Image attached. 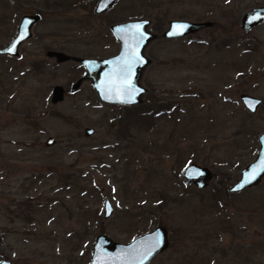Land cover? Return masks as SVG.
<instances>
[{
  "label": "rangeland",
  "instance_id": "rangeland-1",
  "mask_svg": "<svg viewBox=\"0 0 264 264\" xmlns=\"http://www.w3.org/2000/svg\"><path fill=\"white\" fill-rule=\"evenodd\" d=\"M8 1L0 0V47L22 12L42 19L21 60L0 59V261L89 264L97 236L126 244L161 226L170 247L153 264H264V179L228 193L264 133V27L249 34L240 27L243 14L264 0H119L103 16L93 13L98 0H79L90 12L75 8L76 0H15L22 10ZM139 19L158 35L145 49L152 62L142 108L102 103L89 82L70 93L83 68L46 53L113 57L119 43L111 25ZM180 20L214 26L189 37L200 42L162 39L168 23ZM227 39L232 47L219 48ZM233 60L235 71L250 70L235 86ZM56 85L65 96L54 105ZM243 89L262 100L254 116L240 103ZM158 99L173 109L140 118ZM86 128L94 134L86 137ZM189 164L213 172L206 189L184 186ZM105 198L113 207L107 220Z\"/></svg>",
  "mask_w": 264,
  "mask_h": 264
},
{
  "label": "water",
  "instance_id": "water-1",
  "mask_svg": "<svg viewBox=\"0 0 264 264\" xmlns=\"http://www.w3.org/2000/svg\"><path fill=\"white\" fill-rule=\"evenodd\" d=\"M117 0H99L95 13L102 14L108 11ZM39 17H23L17 29V34L11 43L0 49V55L17 56L21 43L30 37V28ZM150 20L139 19L117 24L111 27V32L119 42L117 55L106 59H89L68 56L62 52H48L47 57L54 58L58 64L73 61L84 69V75L73 84L70 93H75L81 85L88 81L91 83L98 99L108 105H120L126 107L137 106L142 102L146 90L140 85L145 68L150 60L145 57L146 47L157 36L149 31ZM140 25V33L136 32V26ZM177 25H184L182 29ZM242 29L249 31L255 27L264 26V6L249 10L241 20ZM212 27V22L170 21L168 28L162 34L165 39L179 38L192 35L198 31ZM23 33V37L21 34ZM178 33V34H170ZM141 34L142 37L141 38ZM11 49V51H10ZM124 64H130V70L121 73L119 69ZM264 71V65H263ZM65 89L56 85L52 88L51 103L58 104L64 100ZM131 99V102H127ZM241 101L245 107L255 111L259 101L243 96ZM94 134V129L86 128L84 135L89 137ZM55 140L48 138L45 145L53 146ZM249 183L244 181L251 177ZM264 178V133L259 137V151L250 164L244 167L237 181L229 189L230 193H238L242 190L253 188L260 184ZM213 174L207 167L196 164L186 165L182 170V180L185 187H195L198 190L205 189L212 181ZM243 184V187L240 185ZM113 214V207L108 198L104 199V219ZM158 241V243H157ZM169 247L167 230L164 227H156L128 244L112 241L107 236H98L93 246L90 264H150L158 255ZM0 264H11L2 260Z\"/></svg>",
  "mask_w": 264,
  "mask_h": 264
},
{
  "label": "flooded vegetation",
  "instance_id": "flooded-vegetation-1",
  "mask_svg": "<svg viewBox=\"0 0 264 264\" xmlns=\"http://www.w3.org/2000/svg\"><path fill=\"white\" fill-rule=\"evenodd\" d=\"M16 1H18V2H24V1H27V0H16ZM16 1L15 0H9L8 1V3L6 4V5H8V7L9 8H11L12 9V7H16L15 8V10H22L23 8L21 7V5L19 4V5H17L16 4ZM99 2V0L95 3V6H94V10H93V13H94V15L95 16H103V15H105V14H107L111 9H113L115 6H116V4L119 2V0H117L112 6H111V8L108 10V11H106V12H104V13H102V14H96L95 13V9H96V6H97V3ZM74 5H78L77 7H75V8H86L87 10L89 9V12L91 11V7H89L86 3H80V1L79 0H76L75 2H72ZM54 6L56 7V5L54 4ZM251 10V9H250ZM16 12H19V11H16ZM248 12V11H247ZM246 12V13H247ZM245 13V14H246ZM245 14H243V16L245 15ZM27 16H29V17H39L38 18V20L31 26V28H30V37L28 38V39H26V40H24L22 43H21V45L19 46V48H18V55L17 56H10V55H0V59H5V60H7V61H14V60H21L22 59V49L28 44V43H30L31 41H32V39H33V30H34V28H35V26L41 21V19H42V17H41V15H40V13L38 12V11H35V10H27V11H25V12H22L21 14H20V16H19V18H18V25H17V27H16V30H15V32H14V35L12 36V38L10 39V41L5 45V46H2V47H0V49L1 48H3V47H6V46H8L10 43H11V41L15 38V36H16V34H17V29H18V26H19V24H20V22H21V19L23 18V17H27ZM242 16V17H243ZM242 17H241V19H240V27H241V30H242V32L244 33V34H249L251 31H253L254 29H257V28H261V27H264V26H260V27H255V28H253V29H251V30H249V31H244L243 29H242V25H241V20H242ZM180 21H184V20H180ZM190 22V21H189ZM206 22H212V21H206ZM122 23H124V22H122ZM117 24H121V23H116V24H113V25H111V27L112 26H114V25H117ZM214 26V22H212V27ZM111 27H110V32H111ZM151 27H152V23L150 24V26H149V31L152 33V34H155V32H156V30H154L153 28V30L155 31H152L151 30ZM212 27H210V28H212ZM167 28H168V26H167ZM166 28V29H167ZM210 28H205V29H202V30H200V31H198L197 33H195V34H192V35H187V36H184V37H179V38H171V39H165V38H163L162 37V34L166 31H163L162 33H161V38L162 39H164V40H178V39H189L191 42H200L201 41V39H195V38H189V37H192V36H197V35H199L200 34V32H202L203 30H206V29H210ZM111 34H112V32H111ZM113 35V34H112ZM156 36H157V38L156 39H158V35L157 34H155ZM114 36V35H113ZM115 38V37H114ZM116 39V38H115ZM155 39V40H156ZM117 40V39H116ZM153 42V41H152ZM119 43V42H118ZM234 43V40H225V41H223V42H221L220 43V45H219V48H221V47H224V48H226V49H229V48H231L232 47V44ZM243 46L246 48V50H245V52L247 53L248 51H250L251 50V46L247 43V42H244L243 43ZM252 50H253V47H252ZM48 52H57V51H48ZM47 52V53H48ZM47 53H46V57H47ZM144 55H145V52H144ZM145 57H147L146 55H145ZM233 57H235V56H233ZM47 58H49V57H47ZM148 58V57H147ZM49 59H53V60H55L54 58H49ZM89 59H94V58H89ZM149 59V58H148ZM150 60V59H149ZM151 60H150V64H151ZM149 64V65H150ZM79 65V64H78ZM148 65V66H149ZM263 65H264V58L262 59V63L261 64H259V66H258V69H260L261 70V72H262V74H263V76H264V71H263ZM80 66V65H79ZM147 66V67H148ZM236 65H235V63H234V60H233V63L232 64H230V68H231V70L233 71V86H235V83H236V80L238 79L240 82H245L246 80H247V76H248V73L250 72V70L246 67L243 71H235L236 70V67H235ZM81 67V66H80ZM34 68V70H35V73L36 72H38L39 71V68H40V66L38 67V66H34L33 67ZM82 68V67H81ZM83 71H84V69H83ZM143 74H144V72H143ZM236 75H239L238 76V78L236 77ZM142 81H143V75H142V78H141V81H140V85L146 90V92H145V94L143 95V97L148 93V89L147 88H145L144 86H143V84H142ZM85 82H88V81H85ZM90 83V82H89ZM90 85H91V83H90ZM231 85V86H232ZM82 86V85H81ZM91 87H92V85H91ZM81 88V87H80ZM79 88V89H80ZM78 89V90H79ZM92 89L94 90V88L92 87ZM94 92H95V90H94ZM95 94L97 95V93L95 92ZM243 96H249V97H252V98H254V99H256V100H258L259 101V105L257 106V108L255 109V111H251V110H249V109H247L246 107H245V105L243 104V102L241 101V98L243 97ZM143 97H142V102L138 105V106H142L141 104L143 103ZM239 100H240V103H241V105L243 106V108L246 110V112L250 115V116H254L257 112H258V110H259V108L262 106V100L260 99V98H257V97H255L253 94H250V93H248V90H245V89H243L242 90V92H241V94L239 95ZM161 105H163L164 107L163 108H161ZM149 107H148V109H149V114H150V116L151 117H153L152 119H155V116H158V114L160 115V113L161 112H166L167 110H169L170 108H172L173 106H172V103L170 102V103H168V101H166L165 99H158V100H152V102H150V104L148 105ZM124 107V106H123ZM136 107V106H135ZM173 109V108H172ZM263 134V133H262ZM262 134H260V136L262 135ZM259 136V137H260ZM259 137H258V150H257V153H256V155H255V158H256V156H257V154H258V151H259ZM254 158V159H255ZM254 161V160H253ZM203 167V166H202ZM210 170V169H209ZM242 170V169H241ZM240 170V171H241ZM211 171V170H210ZM212 172V171H211ZM212 174H213V172H212ZM239 174H240V172H239ZM213 177H214V174H213ZM238 177H239V175H238ZM238 179V178H237ZM237 179H236V181H237ZM264 179V178H263ZM262 179V180H263ZM213 180V179H212ZM235 181V182H236ZM234 182V183H235ZM262 182V181H261ZM260 182V183H261ZM233 183V184H234ZM210 184V183H209ZM209 184H208V186H209ZM232 184V185H233ZM232 185L229 187V189L232 187ZM207 186V187H208ZM258 186V185H257ZM193 187V186H192ZM206 187V188H207ZM256 187V186H255ZM187 188H189V187H187ZM195 188V187H194ZM205 188V189H206ZM254 188V187H253ZM229 189H228V193H230L229 192ZM249 189H252V188H248V189H245V190H242V191H240V192H238V193H230V194H239V193H241V192H243V191H246V190H249ZM198 190V189H197ZM204 190V189H203ZM226 194V195H230V194ZM109 219V218H108ZM105 220H107V219H105ZM152 231V230H151ZM150 233V232H149ZM147 234V233H146ZM167 234H168V231H167ZM143 235H145V234H143ZM143 235H141V236H143ZM99 236H105V235H99ZM141 236H139V237H141ZM98 237V236H97ZM139 237H137V238H139ZM137 238H135V239H137ZM110 239V238H109ZM134 239V240H135ZM133 241V240H132ZM168 241H169V247H170V240H169V234H168ZM130 243V242H129ZM121 244H123V243H121ZM126 244H128V243H126ZM169 247H168V249H169ZM167 249V250H168ZM166 250V251H167ZM165 251V252H166ZM92 252H93V250H92ZM164 253V252H163ZM163 253H161V254H163ZM161 254L160 255H158L150 264H153L154 263V261L159 257V256H161ZM91 259H92V254H91ZM91 259H90V261H89V264H90V262H91ZM5 261H8V260H5ZM9 262H11V261H9ZM11 264H12V262H11Z\"/></svg>",
  "mask_w": 264,
  "mask_h": 264
},
{
  "label": "snow or ice",
  "instance_id": "snow-or-ice-1",
  "mask_svg": "<svg viewBox=\"0 0 264 264\" xmlns=\"http://www.w3.org/2000/svg\"><path fill=\"white\" fill-rule=\"evenodd\" d=\"M175 27H176V28H180V29H182V28L184 27V25H177V26H175ZM140 28H141L140 25H137V26H136V32H137V33H140ZM170 34H178V33H170ZM21 36L23 37V33L21 34ZM141 38H143V37H142V34H141ZM10 51H11V49H10ZM129 70H130V64H124V65L119 69V71H120L122 74L128 72ZM127 102H131V99H129ZM254 178H255V176L253 175V176L247 178V179L244 181V183H249V182L251 181V179H254ZM240 187H243V184L240 185ZM157 243H158V241H157Z\"/></svg>",
  "mask_w": 264,
  "mask_h": 264
},
{
  "label": "trees",
  "instance_id": "trees-1",
  "mask_svg": "<svg viewBox=\"0 0 264 264\" xmlns=\"http://www.w3.org/2000/svg\"><path fill=\"white\" fill-rule=\"evenodd\" d=\"M164 106L163 105H161V108H163ZM124 108H128V109H138V110H140L141 108H142V106H136V107H124ZM147 116V118H148V116H150V114H149V109H148V107H147V110L145 111V112H143L142 114H140V118H145ZM151 118H153V117H151ZM124 122V120H122V123ZM127 122H131L130 120L129 121H127ZM124 125H128V124H130V123H128V124H126V123H123ZM225 188H226V186H225Z\"/></svg>",
  "mask_w": 264,
  "mask_h": 264
}]
</instances>
